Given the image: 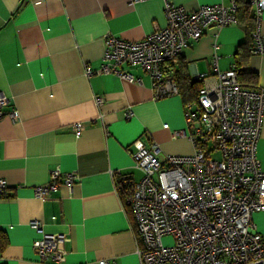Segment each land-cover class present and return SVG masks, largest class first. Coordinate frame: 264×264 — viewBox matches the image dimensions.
Masks as SVG:
<instances>
[{
  "label": "crops",
  "instance_id": "obj_1",
  "mask_svg": "<svg viewBox=\"0 0 264 264\" xmlns=\"http://www.w3.org/2000/svg\"><path fill=\"white\" fill-rule=\"evenodd\" d=\"M168 1L189 11L233 2ZM129 3L0 0V92L10 100L6 111L16 108L20 114L18 121L0 120V179L7 183L0 196V231L8 239L0 264H51L41 262L35 251L40 235L32 221L41 222L46 232L67 234L62 264H142L117 174L142 178L132 157L137 141L157 144L164 155H192L195 148L188 136H173L187 129L183 96L156 98L152 78L143 69L122 66L140 83L113 74L86 75L87 67H101L108 34L140 41L166 26L165 0ZM262 18L264 35V13ZM247 39L241 23L212 27L189 43L174 66L200 82L201 90L203 78L213 73L215 54L219 70L226 72L236 66ZM242 68L257 74L256 86L264 89V55H251ZM96 97L104 99L101 107ZM130 109L134 117L127 120ZM76 123L84 125L80 136ZM257 154L264 170V125ZM56 168L77 172L79 179L47 200L37 198L35 188L46 184ZM253 224L252 230L264 237V212L253 215Z\"/></svg>",
  "mask_w": 264,
  "mask_h": 264
},
{
  "label": "built area",
  "instance_id": "obj_2",
  "mask_svg": "<svg viewBox=\"0 0 264 264\" xmlns=\"http://www.w3.org/2000/svg\"><path fill=\"white\" fill-rule=\"evenodd\" d=\"M165 2L163 29L140 41L108 34L101 67H87L86 75L113 74L140 83L122 66L139 67L151 76L156 98L178 95L176 81L166 75L165 66L177 64L189 43L200 40L210 28L239 24L234 1L229 7L202 5L191 11ZM251 3L255 8L251 55H264V0ZM212 72L203 78L198 99L186 105L187 129L173 133L189 137L195 148L192 155H164L157 144L135 143L134 167L143 176L128 182L125 198L142 264H264V237L252 230L253 215L264 212V170L257 154L264 125V89L243 87L236 66L221 72L217 54ZM95 102L101 107L104 99L96 97ZM9 103L0 92V120L18 121L16 108L6 111ZM133 117V110L125 113V119ZM74 129L80 136L84 125L76 123ZM78 179L77 172L53 169L49 181L35 188V195L47 200L62 185L73 188ZM6 188V181L0 179V196ZM30 226L40 235L33 244L40 261L62 264L67 234L46 232L39 221ZM167 236L173 238L172 245L164 244Z\"/></svg>",
  "mask_w": 264,
  "mask_h": 264
},
{
  "label": "trees",
  "instance_id": "obj_3",
  "mask_svg": "<svg viewBox=\"0 0 264 264\" xmlns=\"http://www.w3.org/2000/svg\"><path fill=\"white\" fill-rule=\"evenodd\" d=\"M237 7V17L239 24L245 26V30L247 31L248 35V41L247 44L240 46L239 51L237 53L238 60L236 64V69L238 72L239 82L243 87L246 88H257L256 84L258 81V75L251 72L247 68H242V66L245 64L247 59L251 56V48L253 44V32L255 29V16L253 12V6L251 4V0H233ZM176 64H167L165 66V73L168 76L170 74V71L175 68ZM174 74L171 77L174 81H176V84L179 89V94L183 96L184 101L186 104L194 102L198 99L199 90H200V82H194L191 81L190 78L186 75V73H183L180 69H174ZM170 77V76H169ZM119 188L123 195V200L126 204V198H125V188L128 184V182L131 180L130 176L126 175H120L117 176ZM128 208V212L131 214V211L126 204ZM131 219L134 223L132 214ZM8 244L7 236L4 232L0 231V251H2Z\"/></svg>",
  "mask_w": 264,
  "mask_h": 264
},
{
  "label": "rangeland",
  "instance_id": "obj_4",
  "mask_svg": "<svg viewBox=\"0 0 264 264\" xmlns=\"http://www.w3.org/2000/svg\"><path fill=\"white\" fill-rule=\"evenodd\" d=\"M173 243H174V240H173L172 237L167 236V237L164 238V244L172 245Z\"/></svg>",
  "mask_w": 264,
  "mask_h": 264
}]
</instances>
